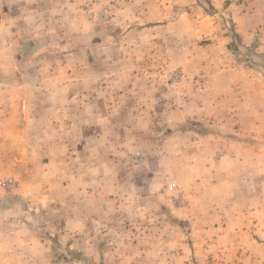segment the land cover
I'll return each instance as SVG.
<instances>
[{
    "label": "rangeland",
    "instance_id": "rangeland-1",
    "mask_svg": "<svg viewBox=\"0 0 264 264\" xmlns=\"http://www.w3.org/2000/svg\"><path fill=\"white\" fill-rule=\"evenodd\" d=\"M234 4L248 0H223ZM225 10L212 0H0V155L27 154L14 124L20 138L45 140L44 178L0 163V180L19 182L0 185V221L43 223L50 264H264V178L248 177L236 146L250 154L264 129L233 127L264 107V95L244 97L264 88V58ZM208 26L226 30L228 48L210 44ZM93 154L127 176L107 221L93 220Z\"/></svg>",
    "mask_w": 264,
    "mask_h": 264
},
{
    "label": "crops",
    "instance_id": "crops-1",
    "mask_svg": "<svg viewBox=\"0 0 264 264\" xmlns=\"http://www.w3.org/2000/svg\"><path fill=\"white\" fill-rule=\"evenodd\" d=\"M212 1L217 9H226L225 11L232 15L235 22L234 33L239 35L245 46L255 49L257 52L259 51L264 56V0H248L247 6L246 4H234L226 8L223 5V0ZM207 16L212 17L210 14ZM207 16L204 18L209 21ZM201 31L203 35H211V37H209V39H212V42L210 43L211 45L219 44L221 48L226 49L227 43L230 40L229 35L226 34V30L208 26L206 28H202ZM256 81L257 83H263L264 85V77L262 75L261 77H258V80ZM252 93L253 92L249 95H245L244 97L251 100L256 97L263 96L264 88L255 91L253 94ZM253 106L246 109L244 113H242L244 109L240 108L242 115H247V117L243 120L241 115L239 119H235L233 126L234 131H250L251 134L252 131L261 132L262 129H264V112H259L261 110L264 111V107L262 106L257 108V106H255L254 108ZM249 110L251 111L247 112ZM13 113L17 115L15 112ZM0 127L2 128V126ZM10 132H14V134L10 133V136L11 140L14 139V143L16 145H18L19 142L25 141L27 143L26 147L29 149L25 156L22 153L19 154L15 152H11L9 156L0 155V163L6 160L11 164H15L14 168H16L17 172L20 171L19 164H21V166L26 165V169L30 173H33L34 170L38 171L39 168L42 169V166L39 167L35 164L40 163V161L36 159L41 157V155H38L39 151H37V149H39V146H42V148L45 146L43 144L45 140H33L31 143L30 138H20L18 136L17 124L13 125ZM258 137L259 136H256L254 138L257 139ZM248 144L251 153L248 155H242V148L247 144H242L241 142L236 143V146H239L240 152L238 156V163H240L241 167L244 166V164H248L251 168L250 172H245L248 174V177L256 178L259 175V177L264 178V154H252L253 151L257 149L259 150V148H264V140H250ZM34 152H37V154H34ZM103 159L104 160L102 161H99V159L97 161V156L93 154V220L95 221L97 218L102 221H107V218L103 217L110 214L117 206L118 209H122V200L119 204L113 205V201L115 200L114 198L116 196L117 200L119 198L122 199V197L127 194V189H129L126 182L127 176L123 173V166H121V168L118 166L116 168L113 167V158H111L110 155L104 156ZM254 168H259L260 172H257ZM44 169L45 167L42 170ZM38 172L42 173L43 171ZM38 177L44 178L43 173ZM32 187V183H27L25 189L26 195L32 194ZM67 187L68 186H64V189ZM66 192L67 191H64V193ZM2 196L3 195L0 194V200L3 204ZM31 196L34 197V195ZM26 197L28 198L29 196ZM41 199L44 200L46 198ZM22 202L23 200L21 203ZM15 205L16 213L19 214L18 207L20 204L18 205V203H16ZM20 206L22 207L23 205L21 204ZM75 213L82 215V212L77 209L73 210L72 216L75 217ZM42 225L43 223L39 225L34 223L31 219L18 220L9 218L4 221H0V227H8L4 231L0 229V264H50V240L45 236L41 227ZM68 229L70 231H74V223L70 222L63 233L67 232ZM93 257L95 258L97 256L93 255Z\"/></svg>",
    "mask_w": 264,
    "mask_h": 264
},
{
    "label": "built area",
    "instance_id": "built-area-1",
    "mask_svg": "<svg viewBox=\"0 0 264 264\" xmlns=\"http://www.w3.org/2000/svg\"><path fill=\"white\" fill-rule=\"evenodd\" d=\"M0 185L3 186L6 190L13 191L19 186V182L14 177H7L0 180ZM171 190H176V184H170Z\"/></svg>",
    "mask_w": 264,
    "mask_h": 264
},
{
    "label": "trees",
    "instance_id": "trees-1",
    "mask_svg": "<svg viewBox=\"0 0 264 264\" xmlns=\"http://www.w3.org/2000/svg\"><path fill=\"white\" fill-rule=\"evenodd\" d=\"M253 57H255V56L253 55ZM256 57H257V59H259V60H260L261 58H264L262 54H256ZM255 59H256V58H255ZM257 59H256V60H257ZM259 60H257V61H259ZM260 63H261V62H260ZM260 63H258V64L261 65ZM262 67H263V66H261V68H262Z\"/></svg>",
    "mask_w": 264,
    "mask_h": 264
}]
</instances>
